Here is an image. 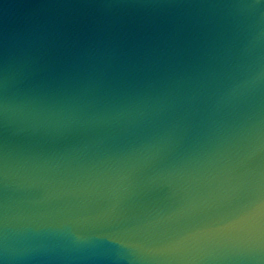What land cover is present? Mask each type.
Masks as SVG:
<instances>
[{"label":"clouds","instance_id":"9594fccd","mask_svg":"<svg viewBox=\"0 0 264 264\" xmlns=\"http://www.w3.org/2000/svg\"><path fill=\"white\" fill-rule=\"evenodd\" d=\"M188 6L194 43L93 48L52 88L5 55L0 264H264V0Z\"/></svg>","mask_w":264,"mask_h":264},{"label":"water","instance_id":"95a60500","mask_svg":"<svg viewBox=\"0 0 264 264\" xmlns=\"http://www.w3.org/2000/svg\"><path fill=\"white\" fill-rule=\"evenodd\" d=\"M170 2L172 7L153 9L139 4L122 6L119 0H0V63L9 52L20 55L27 50L31 59L21 70L22 87L52 88L86 66L87 54L93 48H117L116 64L125 60V54L134 59L135 54L162 46L170 34L174 40L169 43L185 48L194 43V21L209 11L188 5L216 0ZM15 139L25 142L22 136ZM182 195L178 192L170 203L178 207ZM227 208L224 201L214 202V211Z\"/></svg>","mask_w":264,"mask_h":264}]
</instances>
